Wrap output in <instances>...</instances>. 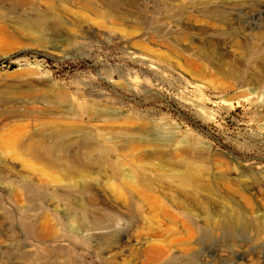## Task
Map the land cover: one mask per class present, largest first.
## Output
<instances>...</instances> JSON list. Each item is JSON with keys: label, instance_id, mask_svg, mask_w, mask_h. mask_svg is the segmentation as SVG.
Instances as JSON below:
<instances>
[{"label": "rangeland", "instance_id": "rangeland-1", "mask_svg": "<svg viewBox=\"0 0 264 264\" xmlns=\"http://www.w3.org/2000/svg\"><path fill=\"white\" fill-rule=\"evenodd\" d=\"M2 60L0 264H264V0H0Z\"/></svg>", "mask_w": 264, "mask_h": 264}, {"label": "bare ground", "instance_id": "bare-ground-1", "mask_svg": "<svg viewBox=\"0 0 264 264\" xmlns=\"http://www.w3.org/2000/svg\"><path fill=\"white\" fill-rule=\"evenodd\" d=\"M82 4H83V2H82ZM82 6H84V5H82ZM234 77H238V71L235 72ZM260 81H258V83ZM150 156L152 158L158 159V161H163V162H166V163H168V161L171 159L170 156L167 157V158H163V156H161L160 153H153V154H150ZM43 160H45L46 161V164L48 166H50V167H58V166H62L63 164L67 163V159L64 158V157L51 158L49 156H46V157L43 158ZM187 165H188V163L184 162L183 163V166H182V172L179 173L176 176L171 177V178H169L170 176H168L167 179L169 178V180L171 181V183H168V184H170V186H173L176 189H178L179 193L185 195L184 197L190 196V198H192L191 200H188L187 198L186 199L188 201L192 202L193 204L186 203V201H174V203L176 204V203L179 202L178 205H180V208L191 219H194L193 218L194 217V213H193V210H192L193 207L196 208V210L200 211V213L202 214L201 221H202L203 224H206L205 229H206L207 232L210 229H214V228L220 226L221 224L225 223V221H228V219H230L231 217H233V216L236 217L237 216L236 214L232 216V215H230L228 213L227 216L224 215V216H222L221 219H216L215 217L217 216V214L215 212H212L211 213V212H209L206 209L205 203L203 202V200L198 199V197L196 198V196L200 194V191H201L200 189L201 188L193 180H191L189 177H187L188 174L185 172L187 170V167H186ZM85 175H86L85 170L80 169V168L66 169V171H65V177L67 179H69V180H71L73 178H78L81 181H83ZM144 175H145L144 173L143 174H140V177H142L144 179V181L142 180L143 184H147L149 186L150 185L152 186V183H155L156 184V181H159V179L156 176H154L152 178V180L147 181L146 179L148 177H146ZM132 180L133 179L130 176H128V179H127L128 191L126 193L127 196H126V202H125L127 208L129 206H131V201H132V194L130 192L131 191V188H132ZM167 188H169V187H167ZM161 202H163V201H161ZM157 207H158V205L155 203L154 209H157ZM161 211H162V214L164 216L168 217V218H171L172 219L175 216L174 213L170 210V208H169V206H168L167 203H163L162 204ZM154 212H156V211H154ZM200 229L201 230H204V227H200ZM185 232L187 233V236L189 238L182 239V243H185V245H186L187 243H189L190 236L193 235L192 226H190L189 224H186L185 225ZM182 243L181 242H178L179 245H181ZM170 244H172V243L170 242ZM144 252H145V254L147 256V259H146L145 262H141V264H155V263L159 262V260L162 259L163 255L167 252V249L166 248H162L160 246H157V244L156 245L155 244H148V246H146ZM166 264H178V263H176L175 260H174V262L172 260H170V261L166 262Z\"/></svg>", "mask_w": 264, "mask_h": 264}, {"label": "trees", "instance_id": "trees-1", "mask_svg": "<svg viewBox=\"0 0 264 264\" xmlns=\"http://www.w3.org/2000/svg\"><path fill=\"white\" fill-rule=\"evenodd\" d=\"M6 62H7V60H2V61H0V64H1V63H6Z\"/></svg>", "mask_w": 264, "mask_h": 264}]
</instances>
